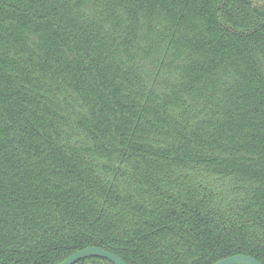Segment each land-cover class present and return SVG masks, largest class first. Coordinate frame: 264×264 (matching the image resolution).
Returning a JSON list of instances; mask_svg holds the SVG:
<instances>
[{
  "label": "trees",
  "instance_id": "trees-1",
  "mask_svg": "<svg viewBox=\"0 0 264 264\" xmlns=\"http://www.w3.org/2000/svg\"><path fill=\"white\" fill-rule=\"evenodd\" d=\"M89 246L264 264V0H0V264Z\"/></svg>",
  "mask_w": 264,
  "mask_h": 264
},
{
  "label": "water",
  "instance_id": "water-1",
  "mask_svg": "<svg viewBox=\"0 0 264 264\" xmlns=\"http://www.w3.org/2000/svg\"><path fill=\"white\" fill-rule=\"evenodd\" d=\"M96 257L101 259H106L112 264H126V262L119 257L118 255L111 253L103 248L96 246H89L82 248L57 264H75L77 261L89 258ZM212 264H262L258 259L245 254H236L222 258Z\"/></svg>",
  "mask_w": 264,
  "mask_h": 264
},
{
  "label": "rangeland",
  "instance_id": "rangeland-1",
  "mask_svg": "<svg viewBox=\"0 0 264 264\" xmlns=\"http://www.w3.org/2000/svg\"><path fill=\"white\" fill-rule=\"evenodd\" d=\"M96 264H109V263H106V262H99V263H96Z\"/></svg>",
  "mask_w": 264,
  "mask_h": 264
}]
</instances>
